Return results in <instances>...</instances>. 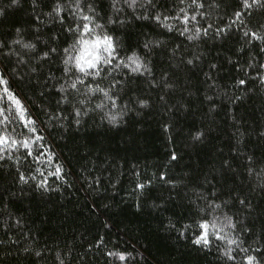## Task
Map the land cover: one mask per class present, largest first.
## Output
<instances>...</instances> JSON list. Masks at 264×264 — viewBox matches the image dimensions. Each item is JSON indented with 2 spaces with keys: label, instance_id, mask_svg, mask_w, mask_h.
Instances as JSON below:
<instances>
[{
  "label": "trees",
  "instance_id": "1",
  "mask_svg": "<svg viewBox=\"0 0 264 264\" xmlns=\"http://www.w3.org/2000/svg\"><path fill=\"white\" fill-rule=\"evenodd\" d=\"M9 2L0 0V7ZM160 2L167 8L170 0ZM215 4L219 7L213 5V0H205L204 11L209 16L202 20V24L212 27L208 36L196 43L188 42L175 33L164 35L147 21H131L113 30L125 47H135L145 39V33H151L154 38L159 36L168 40L169 46L180 44L189 55L202 57L198 68L191 72L182 66L176 68L173 65L172 69L174 78H178L181 85L191 82L192 87L190 101L187 93L181 99L177 91L170 103L179 100L190 105L189 110L166 112L158 102V94L152 92L150 108L137 115L139 109L133 106L136 111L127 113L124 122L116 126L102 120V114L90 112L83 117L80 126L66 128L56 124L40 128L46 137L44 143L55 153L52 165H37L30 158L24 161L21 152L19 167L27 173L29 168L37 166L48 172L54 171L58 164L62 165V179L48 177L55 191L41 193L24 187L28 194L21 195L20 186L12 184L10 175L16 168L9 165L15 162L3 164L0 170V211H4L6 206L5 219L9 218L7 213L22 217L26 224L23 231L35 233L33 239L38 238L39 245L36 250L42 253L37 260L34 255L17 252L14 245L10 249L13 256L7 259L6 264H56L57 252L66 264H225L215 244L211 249H204L193 245L186 237L178 239L175 230H164L172 218H178L181 224L191 222L190 200L186 196L188 189L193 187L197 178L202 182L210 169H218L223 159H233V168L237 170L235 176L229 174L223 181L225 193L231 188L253 205L250 215L242 214L246 226L253 233L251 236L245 234L244 246L256 241L264 242L261 232L264 226V193L259 191L261 180L245 171L248 166L245 155L230 151L236 144L238 128L245 134L239 152L254 155L257 171L264 167V140L259 136L264 131V86L254 80V72L246 76L236 67L237 60L241 66L247 67L249 59H253V63L257 58L264 62V57H258V46L244 44L239 23L221 37L213 35L217 28L229 22L235 10L241 9L240 0H215ZM30 14V0H21L18 7L5 8V14L0 16V37H7L17 26L31 25ZM241 19L246 28L255 30L264 24V9L253 7L245 10ZM48 30L55 29L48 25ZM241 46L246 49L242 53L238 52ZM164 58L160 53L156 54L154 63L157 71L160 67H167L161 64ZM211 64L217 65L212 75L219 87L214 90L215 94L207 92L216 103V108L209 112V105L202 100L207 88L204 73L208 72ZM241 78L250 81L246 88H238L234 84ZM9 87L22 97L37 120L48 124L37 107L48 103V100H42L28 87L27 76L23 82L10 81ZM125 102L120 101L121 104ZM233 116L239 124L235 123ZM166 123L170 128H164ZM196 130H207L206 139L194 143L189 133ZM173 152L177 155L175 160L171 158ZM162 172L166 174L164 180L160 179ZM33 174L36 173L33 171ZM189 176L193 182H188ZM168 180L177 182L178 196L170 197L172 185L166 182ZM137 184H144V188H137ZM251 188L257 190L253 192ZM11 192L17 195L11 197ZM161 197H170V201L163 209L157 210L153 205L160 204ZM221 198L227 199V195ZM232 210L237 211V208ZM10 223L15 225V220H10ZM14 231L16 235L12 238L17 239L21 226H15ZM4 239L7 237L0 234V240ZM24 246L23 242L19 245L20 248ZM3 247L6 246L0 245ZM120 251L128 254L125 261L107 255L108 252ZM239 261L238 256L237 264Z\"/></svg>",
  "mask_w": 264,
  "mask_h": 264
},
{
  "label": "snow or ice",
  "instance_id": "2",
  "mask_svg": "<svg viewBox=\"0 0 264 264\" xmlns=\"http://www.w3.org/2000/svg\"><path fill=\"white\" fill-rule=\"evenodd\" d=\"M241 9L235 10L229 22L214 32L215 37H221L231 28L240 25V32L244 44L257 47L258 57H264V24L253 28L245 27L242 16L245 10L253 7L264 9L262 0H240ZM30 0L32 23L28 26H17L7 37H0V170L5 162L14 161L16 170L10 173L12 184L20 186L21 195H27L24 187L41 193L55 191L48 177L63 178V166L57 165L54 171L46 172L39 166L29 168L27 173L21 171V152L24 161L29 158L37 165L46 163L51 166L55 153L48 144L44 143L46 137L40 128H47L58 124L60 127L70 128L72 125L80 126L83 117L91 113L102 114V120L109 125L116 126L124 122L127 113L150 108L151 93L158 94V102L166 112H180L189 110L190 105L170 103L177 91L181 99L185 93L191 100V82L181 85L178 78L173 76V65L183 67L189 72L198 68L202 57L189 55L182 45L169 46L170 42L159 36L153 37L145 33V39L135 47L123 46L122 42L113 34L114 29H119L131 21H147L155 25L162 34L171 33L183 37L184 40L196 43L207 37L211 25L204 26L202 20L208 18L209 13L204 11L205 0H170L169 6L164 7L160 0ZM21 5V0H10L5 7H0V16L5 14V8ZM213 5L215 4L213 0ZM51 25L54 31L48 30ZM30 35V38H29ZM63 37V39H62ZM246 49L241 46L238 52ZM160 53L164 59L160 67L154 63V58ZM247 67L241 66L239 60L236 67L240 68L246 76L255 73L254 80L264 86V62L259 58L253 63L249 59ZM216 64H211L208 72L204 73L206 93L202 103L209 105V112L216 108L213 97L207 92H213L219 87L212 75ZM26 70V71H22ZM28 78V87L32 88L46 104L38 105V109L45 115L48 124L37 120L31 109L23 102L22 97L9 87V82L14 80L24 81ZM250 81L237 79L236 86L247 87ZM148 95V98H144ZM54 97L53 99H48ZM239 100L240 97H234ZM5 100L7 103H5ZM121 100H126L121 104ZM136 106V107H133ZM232 119L236 124L240 122ZM164 128H170L164 124ZM194 143L202 142L207 137V130H196L189 133ZM264 140V131L260 134ZM245 134L237 128L236 144L230 149L238 155H245L248 166L245 171L259 177V191L264 193V167L259 171L254 168L256 163L254 155L240 153L243 147L241 141ZM175 160L177 155L172 153ZM233 159H223L219 168H212L209 174L203 177L202 182H193L191 176L188 182H193V187L186 193L190 200L188 205L192 213L190 223L181 224L178 218L169 219L164 226L165 231L175 230L177 238L186 237L193 245L204 249H211L216 245V251L225 261V264H264V242L256 241L244 246L245 234L252 235V229L246 226L243 213L251 214L253 205L246 197H241L231 188L225 193L226 184L223 183L229 174L236 175L233 168ZM33 171L36 173L33 174ZM165 173L160 174V179H165ZM211 177V178H209ZM172 185L170 197L179 195L177 182L168 180ZM150 184L151 181H148ZM137 188H144V184H137ZM187 188V183L184 184ZM210 189V191H209ZM256 188H251L255 192ZM16 192L10 196L15 197ZM227 195V199L221 197ZM161 197L160 204H154L157 210L163 209L170 201ZM139 207V205H137ZM236 207L237 211L232 209ZM0 211V234L7 239L0 240V264H6L8 258L13 256L12 246H17V252L34 255L37 260L42 253L36 250L38 238L33 239L35 233L23 231L26 224L22 217L12 213ZM15 220V225L10 223ZM163 223V221L161 222ZM180 225V227H176ZM15 226H21V233L17 239ZM189 231L192 235L189 236ZM264 235V226L261 229ZM21 242L24 247L20 248ZM100 241H97L99 243ZM259 246H256V245ZM91 247V245H89ZM68 255V253H65ZM107 255L125 261L128 254L124 251L108 252ZM56 264H66L59 252L55 255Z\"/></svg>",
  "mask_w": 264,
  "mask_h": 264
}]
</instances>
